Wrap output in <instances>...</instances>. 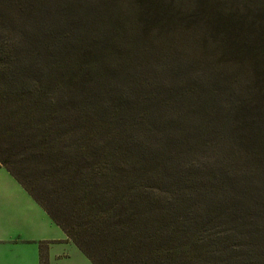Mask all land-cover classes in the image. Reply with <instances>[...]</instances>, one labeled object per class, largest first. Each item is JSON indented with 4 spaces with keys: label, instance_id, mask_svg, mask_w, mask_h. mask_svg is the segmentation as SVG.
Listing matches in <instances>:
<instances>
[{
    "label": "trees",
    "instance_id": "obj_1",
    "mask_svg": "<svg viewBox=\"0 0 264 264\" xmlns=\"http://www.w3.org/2000/svg\"><path fill=\"white\" fill-rule=\"evenodd\" d=\"M0 167L92 264H264V0H0Z\"/></svg>",
    "mask_w": 264,
    "mask_h": 264
},
{
    "label": "rangeland",
    "instance_id": "obj_2",
    "mask_svg": "<svg viewBox=\"0 0 264 264\" xmlns=\"http://www.w3.org/2000/svg\"><path fill=\"white\" fill-rule=\"evenodd\" d=\"M163 37L155 47H190V41ZM178 43V45H177ZM192 43V47L196 46ZM46 244L47 264H92L46 217L42 208L4 168L0 167V264H37L39 243Z\"/></svg>",
    "mask_w": 264,
    "mask_h": 264
},
{
    "label": "crops",
    "instance_id": "obj_3",
    "mask_svg": "<svg viewBox=\"0 0 264 264\" xmlns=\"http://www.w3.org/2000/svg\"><path fill=\"white\" fill-rule=\"evenodd\" d=\"M11 175V174H10ZM12 176V175H11ZM13 177V176H12ZM14 178V177H13ZM22 187V186H21ZM23 188V187H22ZM24 189V188H23ZM25 190V189H24ZM26 191V190H25ZM27 192V191H26ZM33 199V198H32ZM35 201V200H34ZM37 203V202H36ZM39 205V204H38ZM40 206V205H39ZM41 207V206H40ZM42 208V207H41ZM42 210H43V208H42ZM44 211V210H43ZM44 213H45V215H46V217L48 218V220L50 221V222H52V223H54L50 218H49V216L47 215V213L44 211ZM55 224V223H54ZM58 226V225H57ZM59 227V226H58ZM63 232V231H62ZM64 233V232H63ZM64 235H65V233H64ZM66 236V235H65ZM66 238H67V236H66ZM77 247V246H76ZM37 264H39V249H38V253H37Z\"/></svg>",
    "mask_w": 264,
    "mask_h": 264
}]
</instances>
